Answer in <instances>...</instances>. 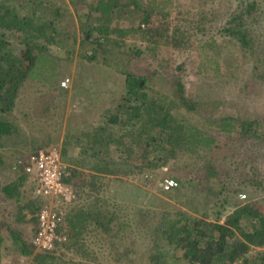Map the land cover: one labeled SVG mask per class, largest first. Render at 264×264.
<instances>
[{"label": "trees", "instance_id": "obj_1", "mask_svg": "<svg viewBox=\"0 0 264 264\" xmlns=\"http://www.w3.org/2000/svg\"><path fill=\"white\" fill-rule=\"evenodd\" d=\"M68 1L76 20L61 0H0V264L27 260L32 264H97L87 246L91 235L97 241L107 240L114 251L122 242L123 251L116 259L125 257L131 263L137 259L139 264H173L162 249L157 250L161 243L163 248L182 250L180 258L185 262L177 264H264V213L252 201L230 203L231 196L221 199L232 207L221 222L220 217L210 221L205 214L192 216L180 209L138 207L135 224L142 223V218L145 225L148 222L153 245L149 250H135L136 257H131L134 251L125 245L123 230L113 226L115 206L98 195L103 187L99 176H133L165 166L179 152L200 150L202 166L206 171L213 169L214 178L219 179L225 160H233L234 178H228L232 183L219 181L222 188L229 186L231 194L238 193L240 185L264 191L259 168L264 164V117L234 113L214 117L209 103L188 94L179 73L170 77L169 94L157 93L146 74L130 67L142 51L125 43L128 36L145 40L153 53L158 47L180 48L189 42L182 23L169 18V0ZM256 9L255 1L243 2L240 15L226 19L221 32L252 57L253 72L261 70L253 76L264 84V35L251 34L247 25L254 27L262 17ZM134 16L138 22H127ZM63 53L69 61L75 58L95 68L102 78L108 70L122 75L126 90L98 125L75 136L69 134L77 139V156L94 159V163L86 173L85 164L73 157L64 159L68 166L62 182L73 192L72 200L62 206L57 227L64 239L44 250L37 249L32 234L26 237L19 227L31 222L33 233L36 214L45 202L24 165L31 154L56 140L49 138L48 128L60 126L54 118L61 114L57 106H64L58 82L66 76L69 64ZM222 135L225 142L219 145ZM69 143L67 138L62 140L64 147ZM208 191L218 194L210 187ZM5 202L12 211L11 221L4 214Z\"/></svg>", "mask_w": 264, "mask_h": 264}, {"label": "rangeland", "instance_id": "obj_2", "mask_svg": "<svg viewBox=\"0 0 264 264\" xmlns=\"http://www.w3.org/2000/svg\"><path fill=\"white\" fill-rule=\"evenodd\" d=\"M169 1L170 5L167 8L170 10L169 18L182 23L189 36V42L184 41L180 48L158 47L159 50L156 48L155 53H153L152 46H149L145 40H140L137 35L128 36L124 40L125 43L142 51L138 57L132 60L130 67L146 74L149 77V85L153 89L152 91L157 93L169 94L171 91L170 77L174 73H179L183 78L188 94H191L195 99L209 103L208 106H211L209 110L214 117L234 113L252 118H263L264 84L253 76V73L258 74L261 70L256 69L253 72L252 57L238 47V42L235 39L224 36L221 27L226 19L229 20L240 15L239 7L243 2L255 1L257 3L256 12L259 10L262 17L254 27L250 23L247 25L251 28V34L255 36L264 35V0ZM61 6L69 11L76 20V12L68 0H61ZM77 9L80 7L78 6ZM138 21L139 18L136 16L130 20L127 19V22L130 23ZM118 22L119 20L115 23ZM199 26L203 30H197ZM75 47H78V44ZM63 56L69 63L66 64V76L58 82L60 91L63 92L62 102L64 106L59 104L57 109L61 111V114L58 118L54 116L60 126L51 125L48 128L51 132L49 138L56 137V140L43 148L56 147L60 153L61 161L66 167L68 162L64 159L73 157L85 164V168H82L83 171L90 173L88 166L94 163V159L77 156V148L74 146L77 139H71L68 136L69 134L78 135L82 131L91 130L98 125L104 116L110 113L120 102V98L126 89L122 75L108 70L102 78L95 68L83 61L75 58L69 61L67 54L63 53ZM179 65H183L181 70L177 68ZM63 80L66 81V84L62 86ZM184 114L190 115L189 113ZM192 118L194 119L195 115H192ZM55 127L58 129L52 131ZM218 137V144H223L225 142L224 136ZM66 138L71 143L64 147L62 140ZM232 161L225 160L222 169L219 170V179L214 178L213 169L204 170L202 166L203 155L200 150L179 152L165 166L133 176L114 177L100 174L99 181L103 183V187L98 195L115 206L117 213L113 226L115 228L120 226L123 230L125 245L132 247L134 251L131 250V257H136L135 250L139 252L149 250L153 245L149 237V229L146 227L148 222L145 225L143 223L144 218H142V223L135 224L137 218L135 211L138 207L180 209L192 216L205 214L207 220L210 221L220 217L219 221L221 222L223 217L232 211L230 203L238 199L243 203L254 202V206L264 213L263 190L254 191L250 186L240 185L239 192L233 195L227 191L230 189L229 186L226 188L220 186L219 183L221 182L219 181L232 183V181H228L229 177L234 178L231 169ZM259 168L264 176V164H261ZM165 177L174 178L178 186L169 191H163L159 183ZM208 187L218 191L217 196L211 194ZM225 196L228 198L231 196L230 203L222 204L221 199ZM3 205L6 208V213L4 212L6 219L11 221L10 205L7 202ZM152 214L153 212L149 216ZM153 219L155 220L154 217ZM19 227L26 237L31 236V222L21 224ZM95 238L97 237H92V235L88 237L87 246L94 252L97 264L131 263L125 257L116 259V255L123 251L124 244L122 242H119L118 248H115L114 251L107 245V240L97 241ZM161 249L165 252L166 259L171 263L185 262L180 258L182 250L163 248V244L160 243L157 250L160 251ZM255 251L257 250L254 249L249 254L252 255ZM64 252L66 256H71L69 252ZM139 262L136 259L131 264H139ZM21 263L32 264L30 260Z\"/></svg>", "mask_w": 264, "mask_h": 264}, {"label": "built area", "instance_id": "obj_3", "mask_svg": "<svg viewBox=\"0 0 264 264\" xmlns=\"http://www.w3.org/2000/svg\"><path fill=\"white\" fill-rule=\"evenodd\" d=\"M61 83L63 86L66 81ZM65 167L54 146L37 150L24 165V171L35 182L36 193L45 197V202L36 214L35 231L31 236V242L37 249L49 250L55 242L64 239L57 233V227L62 221V206L73 198L71 187L62 182ZM159 186L163 191H169L177 187L178 183L174 178L165 177Z\"/></svg>", "mask_w": 264, "mask_h": 264}]
</instances>
